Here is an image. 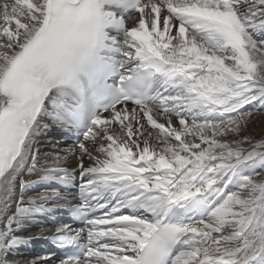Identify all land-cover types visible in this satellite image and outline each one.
I'll return each mask as SVG.
<instances>
[{"label":"snow or ice","instance_id":"snow-or-ice-1","mask_svg":"<svg viewBox=\"0 0 264 264\" xmlns=\"http://www.w3.org/2000/svg\"><path fill=\"white\" fill-rule=\"evenodd\" d=\"M261 121L264 0H0V264H264Z\"/></svg>","mask_w":264,"mask_h":264},{"label":"bare ground","instance_id":"bare-ground-1","mask_svg":"<svg viewBox=\"0 0 264 264\" xmlns=\"http://www.w3.org/2000/svg\"><path fill=\"white\" fill-rule=\"evenodd\" d=\"M262 125H264V121L258 122L257 125H256V131H259V129H260V127H261ZM59 142L61 143V144H59L60 147H63V146H65V145L70 144V143H67V142H65V141H63V140H59ZM35 231H38V229L33 228V232H35ZM37 242H38V241H36V242H34V243H32V244L29 245L30 247H34V248H36V249L33 250V252H30V251H29V249L27 248L28 246H27L25 249H23V251H24V255H25L28 259H31V258H33V257H35V256H44V255H48V253H40V252H38L39 249H37V248H42V247H41V245H40L39 243H37Z\"/></svg>","mask_w":264,"mask_h":264}]
</instances>
